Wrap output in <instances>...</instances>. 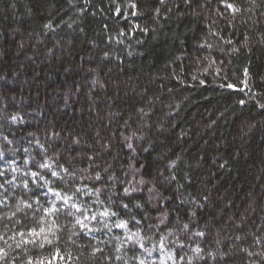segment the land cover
<instances>
[{
  "label": "trees",
  "instance_id": "trees-1",
  "mask_svg": "<svg viewBox=\"0 0 264 264\" xmlns=\"http://www.w3.org/2000/svg\"><path fill=\"white\" fill-rule=\"evenodd\" d=\"M0 173V264H264V0H0Z\"/></svg>",
  "mask_w": 264,
  "mask_h": 264
},
{
  "label": "snow or ice",
  "instance_id": "snow-or-ice-1",
  "mask_svg": "<svg viewBox=\"0 0 264 264\" xmlns=\"http://www.w3.org/2000/svg\"><path fill=\"white\" fill-rule=\"evenodd\" d=\"M129 147H131V145H129ZM42 166H43V167H47V165H42ZM0 175H3V173H0ZM53 175H55V173H53ZM99 178H100V177L97 176V179H99ZM0 187H3V185H0ZM25 187H27L26 184H25ZM128 191H129L128 189H125V192H126V193H127ZM125 207H126V205H125ZM117 226H118V227H125L124 224H120V225H117ZM184 227L187 228V225H185ZM128 239L131 240V239H132V236L130 235V236L128 237ZM140 246L143 247L142 244H141ZM140 264H144V262L141 261Z\"/></svg>",
  "mask_w": 264,
  "mask_h": 264
}]
</instances>
